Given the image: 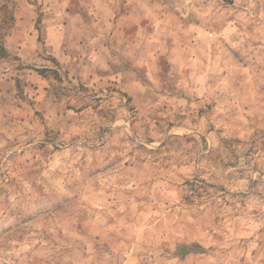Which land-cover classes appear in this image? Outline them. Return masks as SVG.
<instances>
[{
    "label": "rangeland",
    "instance_id": "374dc122",
    "mask_svg": "<svg viewBox=\"0 0 264 264\" xmlns=\"http://www.w3.org/2000/svg\"><path fill=\"white\" fill-rule=\"evenodd\" d=\"M0 264H264V0H0Z\"/></svg>",
    "mask_w": 264,
    "mask_h": 264
},
{
    "label": "built area",
    "instance_id": "2783aa9c",
    "mask_svg": "<svg viewBox=\"0 0 264 264\" xmlns=\"http://www.w3.org/2000/svg\"><path fill=\"white\" fill-rule=\"evenodd\" d=\"M209 36H211V35H209Z\"/></svg>",
    "mask_w": 264,
    "mask_h": 264
}]
</instances>
